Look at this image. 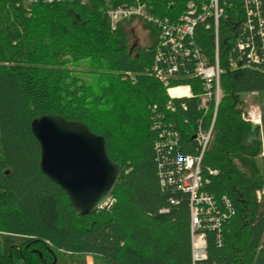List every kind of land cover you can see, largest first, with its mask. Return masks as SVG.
Returning <instances> with one entry per match:
<instances>
[{
    "label": "trees",
    "instance_id": "1",
    "mask_svg": "<svg viewBox=\"0 0 264 264\" xmlns=\"http://www.w3.org/2000/svg\"><path fill=\"white\" fill-rule=\"evenodd\" d=\"M256 1L218 0L216 105L214 88L194 72L193 55L160 44L146 21L150 44L131 50L123 24L132 20L112 30L108 16L140 4L150 16L177 22L189 3L207 0H0V233L24 239L0 251V264H264V195L257 197L264 192V67L248 58L253 47L264 61V6ZM206 23L197 22L184 43L214 63ZM155 68L174 70L167 86ZM179 86L190 95L170 98L167 90ZM176 92L186 93L170 90ZM251 94L261 127L241 118ZM46 115L87 126L120 167L99 210L78 216L41 172L31 124ZM211 126L204 145L199 135ZM185 157L199 159L197 193L215 202L212 215H225L216 228L204 218L207 256L196 263L192 197L181 183Z\"/></svg>",
    "mask_w": 264,
    "mask_h": 264
},
{
    "label": "built area",
    "instance_id": "2",
    "mask_svg": "<svg viewBox=\"0 0 264 264\" xmlns=\"http://www.w3.org/2000/svg\"><path fill=\"white\" fill-rule=\"evenodd\" d=\"M264 0L256 1V7L260 8L263 5ZM222 15V9L219 8L218 0H207V2L198 5L197 3H189L187 5L186 11L183 16L177 22H170L168 19H159L153 16H150L145 10L144 5H133L130 7H119L117 9L111 10L108 13V16L111 21V28L115 30L118 23L141 18L146 22L151 23L158 32V41L163 46H167L173 51L181 50V53L184 56L193 55L195 59L194 63V72L199 76L204 82L206 89L210 91L214 88V97L215 103L217 105L220 99V88H219V77L222 73V70L219 66V19ZM207 19H211V22H207ZM206 23L205 27L207 29H213V46H214V63L210 62L207 57L200 52L198 48L194 49V54L192 50L188 49L184 43V40L192 36L194 32V27L197 24ZM161 53L158 50L157 59H160ZM262 57V56H261ZM257 54L255 48H251L248 54L249 62L261 65L264 67V61ZM236 65L233 64L232 69H235ZM156 70V77L163 81L164 85H168V80L173 76L174 70L169 69L166 74L162 73L160 70ZM186 90L185 94L174 93L171 94L170 90L178 89ZM170 98H182L190 95V89L188 86H179L174 88H169L167 90ZM210 93H207L206 97L209 98ZM254 94L246 96L244 99L246 106L244 107L241 118L244 122L250 123L254 126H262V112L258 105L253 101ZM205 101V99H204ZM203 101V102H204ZM214 121V120H213ZM207 134H200L199 139L201 142H204L206 145L210 131ZM261 157L264 159V150L261 154ZM181 171L185 172V176L182 178V188L184 191L189 192L192 197L191 205V255L194 263L206 259L207 256V245L206 237L202 228H204L205 217H208V221L214 223L213 227L216 228L220 225L221 220L225 218V215L213 216V212L217 210V206L210 197L206 196L203 193L198 194V189L200 187V176H199V159L192 157H185L180 162ZM210 175L216 174L215 171H209ZM261 195H264V192L257 193L258 199ZM231 211L232 208L226 202V198L223 199Z\"/></svg>",
    "mask_w": 264,
    "mask_h": 264
},
{
    "label": "water",
    "instance_id": "3",
    "mask_svg": "<svg viewBox=\"0 0 264 264\" xmlns=\"http://www.w3.org/2000/svg\"><path fill=\"white\" fill-rule=\"evenodd\" d=\"M31 132L40 147L41 172L64 190L78 216L110 200L121 169L109 160L102 137L54 115L35 118Z\"/></svg>",
    "mask_w": 264,
    "mask_h": 264
},
{
    "label": "rangeland",
    "instance_id": "4",
    "mask_svg": "<svg viewBox=\"0 0 264 264\" xmlns=\"http://www.w3.org/2000/svg\"><path fill=\"white\" fill-rule=\"evenodd\" d=\"M145 20L141 18L132 19L129 23L123 24V31L125 34V45L133 50L142 47H146L150 44V41L153 38L152 31L146 28L144 24ZM123 23V22H121ZM82 72H89V69L80 68L78 69ZM84 78H86V74H81ZM181 93V92H176ZM24 239L20 236L16 235H8L0 233V251L1 253H7L11 248L18 247ZM88 262L91 264V259H88ZM14 264H26L21 259H15Z\"/></svg>",
    "mask_w": 264,
    "mask_h": 264
},
{
    "label": "bare ground",
    "instance_id": "5",
    "mask_svg": "<svg viewBox=\"0 0 264 264\" xmlns=\"http://www.w3.org/2000/svg\"><path fill=\"white\" fill-rule=\"evenodd\" d=\"M180 90H182V92H185L186 90H184V89H182V88H180Z\"/></svg>",
    "mask_w": 264,
    "mask_h": 264
}]
</instances>
